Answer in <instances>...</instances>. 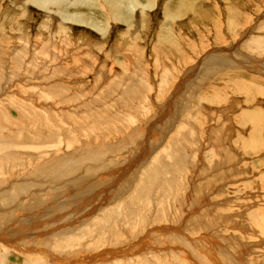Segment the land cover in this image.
<instances>
[{"label": "rangeland", "instance_id": "1", "mask_svg": "<svg viewBox=\"0 0 264 264\" xmlns=\"http://www.w3.org/2000/svg\"><path fill=\"white\" fill-rule=\"evenodd\" d=\"M59 1L44 8L29 0H0V105L16 120L21 113L12 100L39 115L50 112L54 126H59L56 132L64 126L76 133L60 138L35 162L29 160L28 168L23 163L7 165L14 173L27 169L25 176L13 177L10 183L38 195L44 206L57 204L48 216H39L33 208L30 217H24L47 218L50 230L56 228L52 224L56 220L65 224V230L83 233L138 190L139 177L163 149L177 148L185 158L184 177L174 180L173 173L164 172L170 180L153 196L168 191V205H173L172 199L189 198L185 205L179 208L177 202L170 217L150 221L153 225L144 229L108 225L111 231L105 234L111 240L106 248L113 252L109 259L104 246L97 258L89 249L63 257L61 263L144 264L157 259L169 264L167 260L177 259L183 264L182 258H187L193 264H228L233 259V264H264V144L260 148L252 142L264 136V114L259 113L260 129L247 118L249 112L264 111V49L254 54L247 48L253 37L264 40V0H155L152 7L149 0H83L72 5L70 0ZM216 57L229 59L232 65H220ZM132 87L136 94L130 93ZM142 106L146 114L137 111ZM116 110L135 118L132 122L140 126L134 130L137 137L126 130L108 134L109 126L99 128L97 135L91 132L89 126L99 124L97 118L107 119V113L112 117ZM113 119L123 124L119 117ZM140 119L149 126H142ZM28 122L30 135L32 131L38 135L37 129L49 131L46 125ZM22 124L19 128H24ZM183 136L186 143L180 144L181 139L175 147L170 143ZM241 137L248 139L243 147ZM218 148L229 151L222 156ZM52 158H64L66 173L40 179L44 172H57ZM38 163L48 170L35 168ZM111 169L115 171L108 173ZM32 197L19 199L12 208L21 203L28 207ZM256 220L262 224L260 231ZM28 225L19 234L16 231L13 241H3L12 251L9 259L43 258L35 250L66 242H56L41 222ZM175 235L180 239L174 240ZM244 244L247 254L242 257ZM197 249L213 251L212 257L200 259Z\"/></svg>", "mask_w": 264, "mask_h": 264}, {"label": "bare ground", "instance_id": "2", "mask_svg": "<svg viewBox=\"0 0 264 264\" xmlns=\"http://www.w3.org/2000/svg\"><path fill=\"white\" fill-rule=\"evenodd\" d=\"M31 1H33L35 3H38V4H41L42 6L41 5L40 6L41 7L44 6V8L48 7L49 5L54 3V0H29V2H31ZM55 1L57 3V1H59V0H55ZM65 1L66 0H60L59 2L63 3ZM70 1H71V5H72L75 2L81 3L83 0H70ZM127 1H129V0H127ZM154 1L155 0H149L148 7L154 6L155 5ZM111 2L115 3L116 0H115V2H114V0H112ZM115 5H117V4H115ZM143 6L144 5H142V7ZM119 8H120V6H119ZM104 9H106V8H104ZM175 16L176 15H174V19H175ZM80 20L82 21V18H80ZM83 23H85V22H83ZM91 25L93 27H96V25L93 24V23H91ZM263 43H264V40H263V38L261 36L260 37L259 36L253 37V39L250 40V42H248L247 48L250 51H252L254 54H255L254 50H260V51L263 52V49H264L263 48L264 47ZM221 56H224V55H221ZM216 58L221 60L220 65H225V66L232 65V63L230 62L229 59L226 62L225 58H222V57L221 58L216 57ZM211 59H213V58H211ZM217 59H216V61H217ZM245 59H247V58H245ZM208 62H209V59H208V61L205 62V65H207ZM226 63H229V64H226ZM240 63H243V60ZM259 63H256V65H259ZM218 66L219 65H217V67ZM256 67H258V66H256ZM205 68H206V66H205ZM142 87L145 89V85L144 84L142 85ZM139 88H140L139 90H142L141 86ZM136 89L134 87H132L130 93L131 94H136L135 93V92H137ZM126 93H127V91H126ZM249 97L250 96H248L247 99H249ZM10 100L11 99H9V101ZM13 101L14 100H12V103H15V107H17V109L21 113L20 117H17L18 115L16 116L14 114L15 118L17 117L18 120L14 119V118H11L8 115L9 113L6 110L7 107L4 109L3 106H1L2 104L0 105V127H3L6 130L5 131L4 129H0V205L1 206L4 205V208L6 209V212L4 214L5 209L0 208V209H2L1 210L2 216L0 218V229H2L3 226L6 227V229H4L5 230L4 232H0L2 234V235H0V264H67V263H61L63 257L70 258V257L78 256V255L86 252L87 250L91 249V250H94L96 252V254L93 256V258H97L98 257L97 256V252L99 250H101V248H103L104 246H105V249H103V250H104V252L107 253L106 254L107 255V259H109V258H111V255H112L113 252L108 247L106 248V244L108 245L107 242L111 240V238L108 239V236L105 234L107 231H111V227L108 228V225L111 226V224L112 225L116 224V225L119 226L120 230H123V229H125L127 227L128 228L130 227L133 230H137L141 226H143V229H144L145 227H149L150 225H153L150 221L157 222V221H161V220H164L165 218L170 217L171 214H172V211L174 210V207L177 205V202H178V205H179V208H180V206L185 205L184 199H186L188 201L189 198H184V197H183V199H179V200L175 199V201H173V199H172L171 202H173V205H171V204L168 205L167 197L169 198V196H170V192H168V191L161 193L159 196H153L154 195L153 192L162 189L161 183H166V182H168L170 180V178H164L163 177L164 176V172L168 171V172L173 173L174 175L172 176V178L174 180H175V178L177 176H179L180 180H181L184 177V173H185V166L182 165V163H183L182 161H184L185 158L182 155L179 156V153L181 151L179 149L177 150V148L168 149V150L163 149L164 151H162V154L160 156L157 155L158 158L156 159V161L146 168V170L142 174V177H139L140 183L137 185V187H139L138 190L133 195H131L129 198L124 199L122 202H117L115 204L113 210L108 212V214H111L110 216H103L102 218H100L96 222V224L94 222H92V224L89 227H87V228H85L83 230V233H81V232L78 233L74 229L73 230L72 229L71 230H68V229L65 230V228H64L65 224H58L59 221L56 222V220H55V222L52 223L53 225L56 226V228L50 230L52 225H50L49 227L46 225L47 218L46 219H43V218L33 219L32 218L33 220L29 219V218H25L24 217L25 215H28L30 217V212L29 211L31 209H33V208L34 209L35 208L38 209L37 210V214L39 216L41 214H42L41 216L47 215L50 210L56 209L57 204L51 201V203L49 205L44 206L43 204L45 202L43 200H41L40 198H38L39 197L38 195L26 194L23 189H21L20 187L17 186V184L10 183V181H11V179L13 177H18L19 175L25 176L27 169H24V170L21 169L18 172L14 173V171H12V172L9 171V169L11 170V167L8 168L7 165L8 166L11 165L13 168H15L16 166H18V167L22 166L21 164L23 163V166L25 168H28L29 160H31L32 162H35L38 157L43 156V154H45V153L47 154V152L50 150L51 146L54 143L59 142L61 140L60 138H62L64 136L70 138L69 137V132H70V136L71 137H73L76 133L74 131H72V130H67V127H64V126H62V130L60 132H56V130H57V128L59 126H54V122H55L54 118L55 117L51 118V117H53V115L50 112L47 111L48 113L45 114L44 116L43 115H39V113L37 111L31 110L32 108L30 109V107L28 105H25V103L21 104V103H16V102H13ZM0 103H1V101H0ZM112 108H114V106ZM116 111L118 112L119 110H116ZM137 111L140 112L141 114H146L147 113V111L145 110V106L138 107ZM113 112L116 115L114 114V116H112V117H109L110 114H108L106 112L107 114L105 116L108 115L107 119H109L110 121L107 120V119H104V118H106L104 116L103 117L101 116V119L97 118L96 120H99L98 121L99 124H95L93 126H89L91 128V132H94L93 134L96 133V135H97V132L98 133L100 132V131H98L99 128H101V129L104 128L105 129V128H108V126H109L108 132L105 131L108 134L111 133V132L113 133L114 130H116V131L123 130V132H124V130H126L131 135L132 134L134 135V133H135L134 130H137L140 127V126L138 127V125L136 123H133L135 118L131 117V115H128L127 113L125 115V113H123V111H121L122 113L120 111L118 113H116L115 111H113ZM261 112H263V114H264V111H262V110H255L253 112H249L248 113V114H250L249 116L247 115V113L245 114L246 117L248 116L247 117L248 120L250 122H253V124H255V128L258 127V129H260L259 123L260 122L262 123V121H263L262 120L263 117L261 116V114H259ZM117 114H120L122 116L121 117L117 116ZM97 116L98 115H96L95 117H97ZM118 117L120 119H122V122H123V124L125 126L123 124L119 125V122H116V123L113 122L114 121L113 118L118 119ZM243 119H245V118H243ZM28 120L31 123L35 124V125L36 124H40L42 126L46 125L49 131H42V130H38L37 129L36 131H40L38 135L35 132H33V131H32V134H34V135H30L31 131L28 130V127H29ZM245 121H246V119H245ZM141 122H142V126H144L146 124V123H143L144 119L141 120ZM22 123H24V128H19L20 126H18V125L21 124V126H22L23 125ZM111 126H113V127H111ZM145 126H149V123H148V125H145ZM10 127H11V129H10ZM70 127H73V129H74V124H72V126H70ZM143 128H146V127H143ZM116 131H114V132H116ZM253 131H255V130H253ZM258 132H259V130H258ZM105 134L102 135V133H101V136H104ZM183 134H185V133H183ZM126 135H128V134H126ZM126 135H124V136H126ZM136 135L137 134L135 133V135L133 137H135ZM32 136H36V137L32 138ZM104 137H103V140L107 141L106 138L104 139ZM184 138H185L184 136L181 137V138L180 137H176L170 143H172V145L175 147L177 144H179V141L181 139V143L180 144H184V143H186L188 141V140H186V138L185 139ZM46 140L48 142L43 144V142L46 141ZM96 140H98V139H96ZM129 140H130V138H129ZM247 140H248L247 138L241 137V140L239 142L240 143L239 146L243 147L244 146L243 144ZM102 141H100V143ZM132 141H133V139H132ZM130 142H131V140H130ZM252 142L255 143L256 145L258 144V147L260 145V148H261V146H263V144H264V136H263V134L260 137L255 138ZM104 146H105V143H104ZM170 147H171V145H170ZM28 149H29V152H32L34 154H29ZM218 149L217 150L220 151L219 153L222 156L229 151V150L224 149V148H218ZM256 149H257V147H256ZM181 150H183L184 154H185V149H181ZM186 152H189V150L186 149ZM20 153H23V154H20ZM180 154H183V153H180ZM19 155H23V157H21ZM228 155H230V153ZM57 159L58 158H52V162H54V163H50L57 171L55 173V175L52 172H44L40 179L43 180L46 177L52 178L54 176L55 177H60V176H62L63 174L66 173L67 165L65 164V162H63L64 158H59L58 161L55 162ZM225 159L226 158L224 157L223 161ZM34 166H35V168H37V169H39L41 171H47L48 170L46 167H43L42 164H40V163H38V164H36ZM117 167H118V165H117ZM113 171H115V169H111V171L108 172V173H111ZM53 180H55V178ZM128 182L130 183V181H128ZM14 186H16V187L13 190L9 191L10 189H8V188L9 187H14ZM52 187H53V181L51 182V184L49 185L48 188L50 189ZM81 187L84 188V186H81ZM15 191H23V192H22L21 195H19L17 197L14 194ZM4 195H6L7 198H5V199L3 198L2 199V197ZM30 196H33L32 197L33 201L29 203L28 207H24V204L21 203V204H17L15 206L16 208L15 207L12 208L19 199L22 200V202H24L23 200H26V198H28ZM151 197H153L152 200H150ZM153 201H154V203H153ZM48 206H50L51 208L48 207ZM117 212H118V216H115V213H117ZM263 217H262V219H263V222H264V218ZM25 220H28V221L25 222ZM116 220H118V221H116ZM224 220H223V223H222V221H220V223L225 224ZM226 221H227V219H226ZM256 221H258V222L256 223ZM256 221H255V223H254V221H252V223H254L255 225H259L258 229L260 231V228H261L262 224L261 225L259 224V220H256ZM35 222L43 223L46 226L47 232L50 233V235H52L53 237L56 238V242L61 243L65 239H66V242L62 243V244H59L57 247L53 245L49 250H46V251L44 250V248L43 249L40 248V249L35 250V251H40L42 253L41 257H43V258H39V257L35 258L34 256H32L30 258L26 257V256H25V258L18 257V256L17 257L16 256H10V259H9L8 256H9V254L12 253V251H11V249H9L8 247H5L3 245V243H4L3 241H8V240H12L13 241L15 239L13 236H16L17 234L20 233L23 225L30 226L28 224H32L33 225ZM210 222H211V220H210ZM149 223H151V224H149ZM262 228H264V227H262ZM143 229H141V230H143ZM153 229H155V228H153ZM150 230H152V229H150ZM8 231L14 232V235H10V233H8ZM16 231L18 232L17 234H16ZM174 231H175V229H174ZM114 234H115V232H114ZM77 235H79V237ZM179 237L180 236L175 235L174 236V240H176V239L179 240L180 239ZM207 238H209V237H207ZM1 241H2V243H1ZM22 243H26L27 244L29 242L25 241V242H22ZM253 245H258V244H253ZM243 246H244V249H243L242 254H241L242 257H243L244 254L245 255L247 254L246 251H245V248H246L245 244ZM247 250H249V249L247 248ZM197 251H199V253H200V255L198 254L200 259L201 258H206L207 256L209 258H211L212 254H213V251H211L209 249H205V251L201 250V249H197ZM200 251H204V253H202ZM237 252H238V250H237ZM206 253H207V255H206ZM98 255L102 256V254H99V253H98ZM238 255H239V252H238ZM104 256H103V259H104ZM101 259H102V257H101ZM186 259L187 258H185V259L182 258V260L184 262L183 264H193L192 262L191 263L188 262ZM227 259H229V257ZM102 260H101V262H102ZM104 260L106 261V259H104ZM176 260L177 259H175V260H167V261H168L169 264H178V263L175 262ZM233 260H231V261L228 260L229 261L228 264H233ZM110 263H112V264H127L126 262H122V261H119V260L115 261V262L111 261ZM203 263H205V261H202L201 264H203ZM234 263H235V261H234ZM107 264H109V263H107ZM144 264H162V263H159V261L157 259H155L153 261H147Z\"/></svg>", "mask_w": 264, "mask_h": 264}]
</instances>
